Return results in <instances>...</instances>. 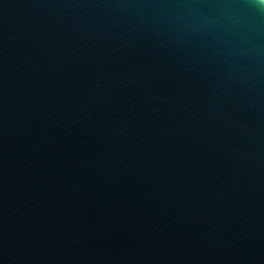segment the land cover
<instances>
[{
    "label": "water",
    "instance_id": "water-1",
    "mask_svg": "<svg viewBox=\"0 0 264 264\" xmlns=\"http://www.w3.org/2000/svg\"><path fill=\"white\" fill-rule=\"evenodd\" d=\"M0 264H264V0H0Z\"/></svg>",
    "mask_w": 264,
    "mask_h": 264
}]
</instances>
